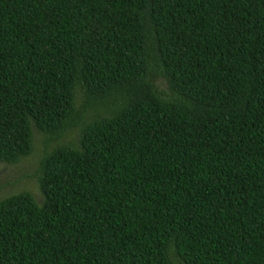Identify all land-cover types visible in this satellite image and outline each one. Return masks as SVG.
I'll list each match as a JSON object with an SVG mask.
<instances>
[{
  "label": "trees",
  "instance_id": "trees-1",
  "mask_svg": "<svg viewBox=\"0 0 264 264\" xmlns=\"http://www.w3.org/2000/svg\"><path fill=\"white\" fill-rule=\"evenodd\" d=\"M35 131L0 264H264V0H0V163Z\"/></svg>",
  "mask_w": 264,
  "mask_h": 264
},
{
  "label": "rangeland",
  "instance_id": "rangeland-1",
  "mask_svg": "<svg viewBox=\"0 0 264 264\" xmlns=\"http://www.w3.org/2000/svg\"><path fill=\"white\" fill-rule=\"evenodd\" d=\"M68 138L73 137L70 136ZM68 138H65V140L62 139V141L67 142L69 140ZM34 146V155L23 160L21 163L17 165L0 163V199L26 189L32 192L39 202L42 201L38 181L36 177H33V174L36 172L35 167L38 160L43 156L46 145L44 137L36 131ZM52 146L54 147V144ZM49 149L51 148L49 147Z\"/></svg>",
  "mask_w": 264,
  "mask_h": 264
}]
</instances>
